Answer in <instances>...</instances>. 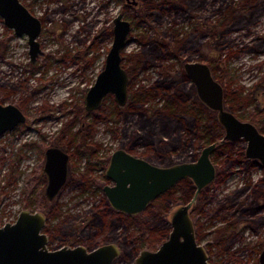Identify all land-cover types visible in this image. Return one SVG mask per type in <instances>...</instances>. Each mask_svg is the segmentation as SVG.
<instances>
[{
	"label": "rangeland",
	"instance_id": "1",
	"mask_svg": "<svg viewBox=\"0 0 264 264\" xmlns=\"http://www.w3.org/2000/svg\"><path fill=\"white\" fill-rule=\"evenodd\" d=\"M23 1L30 5L36 14L43 16L44 30L39 37L42 50L35 62H31L28 36L16 34L5 24L0 15V98L4 103L18 104L29 115L26 122L0 134V224L16 220L23 208L44 211L42 207L46 205L44 209L47 211L57 208L62 211V214L69 213L68 219H76L74 226L82 229L80 233L75 234V237H68L56 228L52 231L54 238L49 241L50 247L56 248L61 245L59 241L63 236L65 244L73 245L80 242L92 248L97 244L92 238L94 235L100 236L101 242L98 244L116 241L122 246L124 252H130V256L133 253L136 254L138 241L134 239L125 244L123 240L117 239V234L122 237L132 235L128 240L133 239L134 228L116 224L117 218L113 213L107 215L109 225L102 227L100 214L97 216L93 214L95 209L103 207L106 198L104 184L113 181L105 175L108 162L103 166L95 161L91 167L88 157L91 142L100 145L95 149V153L100 156L110 154L119 147L121 137L116 131L127 124L126 119L115 121L102 118L98 121L92 137L87 139H83V136L79 137L82 144L81 150L75 146H73L74 149L72 145L69 146V152L72 153L69 159L70 177L52 202L47 199L45 193L42 194L44 201L40 204L31 202L29 197L32 199V195L36 196L38 190L33 194H27L26 172L35 168L37 164L39 166L44 158V150L40 147H46L52 142L58 144L65 142L68 132L63 136L61 129L65 123L68 122L67 125H69L76 107L82 108L79 110L80 118L86 117V92L104 67L106 55L113 41V18L119 12H122L124 17L131 20L133 24L129 42L123 50V64L125 63L128 71L126 54L138 50L140 44L137 36L142 31L166 43L171 40L177 41L181 47L179 50L181 57H178L168 53V48L162 50V43L155 45L157 50H153V54L160 56L162 54V56L145 65L139 74L134 75L131 79V89L153 85L158 77L163 76L165 69L170 72L184 69L183 62L186 59L202 60L207 56L208 63L217 65L215 76L219 79L225 70L228 80L232 82L229 88L233 101L229 109L241 118L251 120L249 113L252 105L260 110L264 109V84H256L264 72V0H234L248 7L251 18L246 21L244 19L241 27L228 31L223 37L221 48L209 44L207 36H201L206 31L199 23L201 19L219 18L223 6L233 0H193L195 4L186 9L167 6L164 8L156 4L157 0H138L137 4L127 0ZM144 1L146 8L148 6L153 8L147 14V18L142 16L145 8ZM195 11L197 15L194 14ZM251 88L254 90V100L248 105L240 96L247 95ZM114 101V95L107 94L99 108L100 111L109 112ZM161 104L160 94L148 97L150 113H153ZM80 123L78 122L73 130H76ZM58 136L62 139H57ZM175 136L178 143L191 138L188 139L190 144L196 139L193 133L183 129ZM244 142V139H240L233 142L230 148H238ZM227 149L225 148L224 151L227 152ZM194 150L191 144L189 148L179 147V161L191 160ZM146 152L148 150L142 146L136 150L138 155L148 157ZM223 156L224 152L219 155L220 158ZM150 160L165 164L152 158ZM83 171L89 177L87 180L76 176V174L81 175ZM261 173L262 169L257 165L246 169L236 164L234 170L223 182L209 188L208 192L214 200L207 206L208 212L200 219L203 243H208L215 233L216 226L223 223L225 219L222 211L219 214L216 213L214 217H211L209 211L218 204L228 208L234 200L236 204H239L244 196V194L241 195L242 191L249 180L251 178L255 180ZM41 187L45 192V181ZM227 195L232 199H226ZM153 210L154 208L150 209V214L156 231L148 232L152 239H155L153 247L156 248L161 240L165 239L163 235L167 232V227L163 219L167 218V213L160 215ZM262 213L264 214V210ZM60 218L61 216L49 217L48 220L54 223L60 221ZM257 222L256 228L252 226L255 223L253 221L240 222L235 228L237 239L234 243L230 244V241L222 240L208 246L210 261L213 264H261L259 255L264 247V219ZM67 228L72 231L71 227ZM79 235L88 243L83 242L81 237L76 240L75 238ZM114 264H123V260L117 259Z\"/></svg>",
	"mask_w": 264,
	"mask_h": 264
},
{
	"label": "water",
	"instance_id": "2",
	"mask_svg": "<svg viewBox=\"0 0 264 264\" xmlns=\"http://www.w3.org/2000/svg\"><path fill=\"white\" fill-rule=\"evenodd\" d=\"M132 2L138 3L137 0ZM0 15L16 34L28 36L30 60L34 62L42 50L39 40L41 19L21 0H0ZM131 29V21L122 12L113 18V41L104 67L86 92L87 110L100 108L104 97L110 93L119 105L126 104L130 76L123 65L122 52L129 42ZM183 67L196 86L199 98L217 112L225 134L205 145L196 159L168 164L151 162L122 147L112 152L106 174L113 183L104 185V191L117 210L129 214L142 212L153 199L186 177L196 185L192 199L172 209L169 236L157 249H142L136 264H211L205 246L197 241L189 208L200 191L216 176L212 153L218 142L244 139L246 155L259 159L264 165V132L254 121L243 119L226 107L224 85L215 76L210 63L186 59ZM26 119V113L18 104L0 100V134L14 129ZM45 153L44 171L48 181L44 193L48 200L53 201L67 181L69 154L57 145L49 146ZM46 222L44 211L23 208L16 220L0 224V264H111L121 251L118 243L113 241L92 249L83 244L49 248V235L44 229ZM260 261L264 264V248Z\"/></svg>",
	"mask_w": 264,
	"mask_h": 264
},
{
	"label": "trees",
	"instance_id": "3",
	"mask_svg": "<svg viewBox=\"0 0 264 264\" xmlns=\"http://www.w3.org/2000/svg\"><path fill=\"white\" fill-rule=\"evenodd\" d=\"M156 4L164 8L167 6L168 8L186 9L190 8L195 3H193V0H170L169 3L168 0H157ZM143 7L145 8L143 9L142 16L147 18V14L150 12V10H153V8L149 6L146 8L145 1L143 2ZM194 14H196V11ZM250 14L251 11L248 10V7H245L239 1L233 0L231 3H227L223 6L222 14L219 18L215 20L208 18L200 20L199 25L203 26L206 31L204 34L201 33V36H207L209 44L221 48V43L226 33L230 30L241 27L242 24H244V19L246 21L251 18ZM137 39L140 44L138 50L128 52L126 54V59L129 64L128 69L130 71L128 103L125 106H120L114 101L113 107L109 112L100 111V109L95 110L90 114H86L87 120L86 117L83 116L80 118L81 115L79 110L82 108L76 107L75 111L77 112L80 119L73 118V120L76 121L73 125H71L70 122L69 125H67L68 122L63 125L61 134L64 136L66 132H68V138L65 140V142L61 143V145L67 149L72 145V143H75L77 144L76 148L81 150L82 148L80 147L82 144L79 141V137L83 136V139L92 137L95 132L96 125L100 119H114L115 121L126 119L127 124L124 125L121 130L117 129L116 133L121 137V144L127 145V148L134 150L137 146H147V158H152L158 162L167 164L179 161L180 158L178 154V148H189L191 144L195 148L191 154V159H195L199 154L200 147L223 137L224 128L218 121L216 113L199 99L195 85L191 82L183 68L173 72L165 69L163 76L158 77L154 81L153 85L134 87L131 89V79L134 77V75L137 73L139 74L145 65L152 63V61L159 59L162 56V54L161 56L159 54H153V50H157L156 46H158V43H162V50L168 48V53L181 57L179 52L181 47L177 41L171 40L170 42L166 43L160 38H157L146 31L138 33ZM202 60L207 61V56ZM210 65L213 72L215 73L217 65L212 63H210ZM219 79L224 84L226 107L230 108V104L233 101V96L229 86L232 84V82L228 80L227 72H225V70L223 71V74L220 75ZM259 83L264 84V72L256 82V84ZM156 94L161 95L162 104L156 108L153 113H150L148 97ZM253 94L254 90L251 88L247 95L240 97L245 99L244 102L249 105L254 100ZM249 114L250 119L256 122L260 129L264 130V109L260 110L255 105H252ZM135 116H137V118H135ZM78 122H81V125H79L76 130H73L72 126H75ZM182 129L189 133H193V136L196 137V139H194L190 144V140L188 139L191 138H187L182 142L180 141L179 143L176 142L175 135ZM61 136H58L57 139H62ZM232 144V141L225 139L220 141L217 146L218 152L215 154V161L218 167L217 178L215 182H212L207 187H205L198 196L197 203L193 209L194 218L197 221L200 216L208 212L205 210V208L210 204V201L213 198L208 192L209 188L223 182L234 170L235 164L237 162H242L241 166L243 167L260 165V162L257 159L248 158L245 156V143H242L238 146V148L235 149L230 148ZM99 146L100 145H98L96 142H91V151H89L88 155L91 162V167L95 161L101 162L103 165L107 161V158H105L106 156H100L95 153V149L97 147L99 148ZM225 148H228L227 152L223 157L220 158L219 155ZM42 170L43 162H40L39 166L37 164L35 168L26 172L27 176L25 177V183L27 184V194H33L38 190V194L36 196H31L32 199L28 196L31 202H35L37 205L38 203L40 204L41 201H44L42 198L44 192L41 187L44 181V174ZM76 176L79 179L83 177V180H87L89 178L87 173L84 171L81 175L76 174ZM97 180L98 179H96V181ZM247 186H249V184H247L246 187ZM195 188L194 182L188 177L179 181L175 186L153 200V204H155L153 212L161 215L168 207L171 206L170 204L172 201L189 200L192 197ZM177 191H180V193H177ZM226 199L232 198L227 195ZM28 202L30 201L28 200ZM232 206L235 207V209H239L240 213L236 216L234 210L231 208L228 209L230 213H233L234 218L233 220H230L219 227V233L217 237L226 239L230 242L235 239L236 234L234 229H230L231 225L234 224L237 226L240 221L247 219L249 222H255L254 226H256L258 223L257 221L264 219V214L259 212L264 208V167L263 174L251 184V188L239 201V204H236L234 200L232 201L230 207ZM45 207L46 205L42 207V209L50 218L61 216L60 221L51 223L52 221L49 220L46 224V230L49 232L52 238H54L52 231L56 228L61 230V232H64V235L68 237H75L76 233H80L82 231L81 228L78 229L77 226H74L76 219H68L67 216L70 215L69 213L62 214V211L57 208L47 211V209H44ZM220 207L221 206L218 205L209 212L213 214L218 211ZM110 213L115 214V217L117 218L116 224H120L126 228L134 223L137 225V228L133 229V239L128 240L132 236L131 234H129L131 236L125 235L123 237L117 234V239L123 240L124 243L128 241H134L135 239V241H138V249L142 247H153V242L155 239H152V236L149 235L148 231L154 232L156 231V228H153V219L151 217L150 210H144L142 213L138 214V216H132L129 213L113 209L109 205L108 200L105 198L103 207L100 209H95L93 212L94 216L100 214L99 217L102 219V227L104 225H109L107 215ZM62 222L65 223L61 224ZM85 225L86 223L84 226ZM67 227H71L72 231H70ZM97 234L98 233H96V235ZM149 236L151 238H148ZM80 237L83 242L88 243L87 240H84L81 235L75 239L78 240ZM92 238L95 239L94 242L96 243L101 242L100 236L93 235ZM64 239L65 238L61 236L59 242L62 243ZM124 254L128 257L130 256V252H125ZM129 264H133V261H130Z\"/></svg>",
	"mask_w": 264,
	"mask_h": 264
},
{
	"label": "flooded vegetation",
	"instance_id": "4",
	"mask_svg": "<svg viewBox=\"0 0 264 264\" xmlns=\"http://www.w3.org/2000/svg\"><path fill=\"white\" fill-rule=\"evenodd\" d=\"M23 3H24V5L33 13V14H35V15H37L40 19H41V22H42V30H41V33H42V31L44 30V20H43V16L41 17L40 15H38V14H36L33 10H32V8L30 7V5H27L23 0H21ZM127 1H129V2H132V0H127ZM138 1V0H137ZM169 1L170 0H168V3H169ZM133 3V2H132ZM133 4H135V3H133ZM137 4V3H136ZM124 16V15H123ZM131 21V20H130ZM131 25H133L132 24V22H131ZM133 27V26H132ZM11 28V27H10ZM13 29V31L15 32V30H14V28H12ZM16 33V32H15ZM41 33H40V35H41ZM114 35V34H113ZM40 37V36H39ZM41 42V41H40ZM122 60H124V55H123V52H122ZM31 61V60H30ZM31 62H33V61H31ZM35 62V61H34ZM124 65V64H123ZM125 66V65H124ZM129 72V71H128ZM129 76H130V74H129ZM129 83H130V81H129ZM195 88H196V86H195ZM224 90H225V88H224ZM196 92H197V89H196ZM197 95H198V93H197ZM199 97V96H198ZM200 99V98H199ZM0 100L2 101V99L0 98ZM128 100H129V97H128ZM128 100H127V102H126V104L128 103ZM201 100V99H200ZM202 101V100H201ZM3 102V101H2ZM116 102V101H115ZM203 102V101H202ZM204 103V102H203ZM126 104H124V105H120V106H125ZM99 109V108H98ZM98 109H95V110H98ZM87 110V109H86ZM95 110H93V111H95ZM212 110V109H211ZM24 111V110H23ZM93 111H89V110H87L86 111V113L87 114H90V113H92ZM25 112V111H24ZM26 113V112H25ZM215 113H216V116H217V112L215 111ZM238 115V114H237ZM26 116H27V119H26V121L28 120V117H29V115L26 113ZM239 116V115H238ZM240 117V116H239ZM73 118L74 119H76V118H78V114H77V112L75 111V112H73V116L70 118L71 120V125H73V124H75V122L76 121H74L73 120ZM217 119H218V117H217ZM245 119V118H244ZM25 121V122H26ZM219 121V120H218ZM220 122V121H219ZM24 123V122H23ZM256 123V122H255ZM78 123H76V125H77ZM221 124V123H220ZM257 124V123H256ZM222 125V124H221ZM258 125V124H257ZM223 126V125H222ZM74 126H72V128H73ZM259 127V126H258ZM224 128V127H223ZM261 131H263L264 132V130H262L261 129ZM224 134H225V129H224ZM221 139V138H220ZM228 140V139H227ZM240 140V139H239ZM214 141H217V140H214ZM231 141V140H230ZM236 141H238V140H236ZM236 141H232V142H236ZM213 142V141H212ZM211 143V142H210ZM245 143V145H244V153H245V146H246V142H244ZM207 144H209V143H207ZM207 144H205V145H207ZM218 144H219V142L217 143V145H216V148H215V150L213 151V153H212V158H213V161L215 162V164H216V161H215V154L218 152V150H217V146H218ZM53 145H57V146H60V147H62L64 150H66L67 152H68V154H69V159H70V156L72 155V153L71 152H69V149L70 148H65L63 145H61V144H58V143H54V142H52L51 144H48L46 147H40L41 148V150L43 149L44 151V153H43V155H44V158L40 161V162H43V170H42V172H43V174H44V181H45V185H46V183H47V181H48V178H47V174H46V172L44 171V164H45V160H46V153H45V151H46V149L49 147V146H53ZM205 145H203L202 147H200V151H199V154H200V152H201V150H202V148L205 146ZM73 146H77V144H75V143H72V147ZM119 147H122V148H124V149H126V150H128L129 152H131V153H133V154H135V155H137V156H141V157H144V158H146V159H148L149 161H151L149 158H147V157H145V156H143V155H138L137 153H136V150H138V146L136 147V149H134V150H131V149H129V148H127V145H120ZM119 147H117V148H119ZM143 147V146H142ZM146 149H147V146H144ZM117 148H115V149H117ZM73 149H74V147H73ZM73 149H72V151H73ZM114 149V150H115ZM113 150V151H114ZM225 150V149H224ZM223 150V152H224V154L226 153V151H224ZM112 151V152H113ZM112 152L110 153V154H107V155H105L106 157L105 158H107V161H106V163L108 162L109 163V160H110V158H111V155H112ZM222 152V153H223ZM221 153V154H222ZM198 154V155H199ZM220 154V155H221ZM245 156L246 157H248L247 155H246V153H245ZM198 157V156H197ZM196 157V158H197ZM195 158V159H196ZM248 158H251V157H248ZM69 159H68V178H67V181H68V179H69V177H70V170H69ZM254 159H257V158H254ZM259 162H260V165H257V166H259V167H261V169H262V173L260 174V175H262L263 174V167H264V165L262 164V162L259 160V159H257ZM151 162H153V161H151ZM101 163V162H100ZM106 163H104V165L103 166H105L106 165ZM157 163V162H156ZM173 163V162H172ZM241 163L242 162H237L236 164H240L241 165ZM168 164V163H167ZM236 164H235V166H236ZM107 166H108V164H107ZM243 167V166H242ZM253 167H255V166H252V167H246V169H249V168H253ZM216 176H215V178H214V180L212 181V182H215L216 181V178H217V171H218V167H217V164H216ZM107 169V168H106ZM105 173H106V170H105ZM73 174V173H72ZM106 176H107V174H105ZM259 175V176H260ZM258 176V177H259ZM108 177V176H107ZM257 177V178H258ZM187 178V177H186ZM188 178H190V177H188ZM256 178V179H257ZM111 179V178H110ZM185 179V178H184ZM191 179V178H190ZM255 179V180H256ZM183 180V179H182ZM255 180H253L252 178L249 180V182H248V184H249V186H247L246 187V189H244V191H242V194L241 195H243L244 194V196L247 194V192L249 191V189L251 188V184L255 181ZM67 181H66V183H67ZM181 181V180H180ZM193 181V180H192ZM179 182V181H178ZM177 182V183H178ZM194 182V181H193ZM212 182H210L209 184H211ZM65 183V184H66ZM113 183V182H112ZM176 183V184H177ZM106 184H111V183H105L104 185H106ZM175 184V185H176ZM195 184V183H194ZM208 184V185H209ZM174 185V186H175ZM207 185V186H208ZM65 186V185H64ZM207 186H205V187H207ZM195 187H196V185H195ZM204 187V188H205ZM213 187V186H212ZM103 188H104V186H103ZM172 188V187H171ZM203 188V189H204ZM63 189V188H62ZM61 189V190H62ZM202 189V190H203ZM169 190V189H168ZM195 190H196V188H195ZM201 190V191H202ZM200 191V192H201ZM61 192V191H60ZM59 192V193H60ZM105 192V191H104ZM195 192V191H194ZM59 193H58V195H59ZM200 194V193H199ZM199 194L197 195V198H196V201L195 202H193L192 203V205L190 206V208H189V212H190V215H191V217H192V219H193V222H194V226H195V233H196V238H197V241L199 242V243H201V244H203L204 246H205V248H206V250H207V252H208V255H209V252H210V249H209V247L208 246H210V245H212L213 243H217L218 241H222V240H226V239H223V238H217L218 237V233H219V227L221 226V225H224L226 222H228V221H230V220H233V218H234V216H233V213H230L228 210L227 211H223L224 209H232V210H234V212L236 213V216L240 213L239 212V209H235V207H230V205H229V207L228 208H223V206H221L220 204H218V205H220L221 207H220V209L218 210V211H216L215 213H210L211 214V217H214V215H216V213H220L221 211L224 213V216H225V219H224V221H223V223H220L219 225H217L216 226V228H215V233L213 234V236L209 239V241H208V243L206 244V243H203L202 242V237H203V234H202V231H201V221H200V219H201V216L199 217V219H198V221L194 218V214H193V209H194V207H195V205H196V203H197V199H198V196H199ZM57 195V196H58ZM162 195V194H161ZM193 195H194V193H193ZM193 195H192V197H193ZM105 197L107 198V196H106V194H105ZM159 197V196H158ZM192 197L189 199V200H187V201H180L179 203H177V202H175V201H178V200H175V201H172L171 203V207H169L168 208V212H166V211H164L165 213H167V218H164L163 220L165 221V225H166V227H167V232L165 233V235H163V236H165V239L169 236V234H170V231H171V229H172V223H171V218H170V216H171V211H172V209H174L175 207H177V206H179L180 204H185V203H187V202H189L191 199H192ZM213 197V196H212ZM107 200H108V198H107ZM154 200V199H153ZM153 200L147 205V207H146V209L145 210H150V209H152V208H154L155 207V204H153ZM214 200V197L212 198V200L210 201V203L212 202ZM52 202V201H51ZM175 202V203H174ZM108 203H109V205L113 208V209H115L112 205H111V203L109 202V200H108ZM217 205V206H218ZM217 206H215V207H217ZM215 207H213V208H215ZM212 208V209H213ZM207 209V207L205 208V210ZM264 210V208L263 209H261L259 212H262ZM121 211V210H120ZM144 211V210H143ZM142 211V212H143ZM142 212H139V213H136V214H130V215H132V216H138V214H140V213H142ZM163 212V213H164ZM162 213V214H163ZM207 213V212H206ZM206 213H204V216H205V214ZM47 215V214H46ZM49 219V217L47 216V222H46V224L48 223V220ZM138 219V218H137ZM242 221H248L247 219H243ZM242 221H240V222H242ZM239 222V223H240ZM249 222V221H248ZM238 223V224H239ZM250 223V222H249ZM46 224H45V231L48 233V235H49V241H50V239L52 238L51 236H50V234H49V232L46 230ZM252 225V224H251ZM238 226V225H237ZM237 226H235L234 224L233 225H231V227H230V229H234L235 230V228L237 227ZM254 228H256L254 225H252ZM122 227V226H121ZM130 227H132V228H137V225H135V223L134 224H131L130 225ZM236 231V230H235ZM237 232V231H236ZM53 239V238H52ZM164 238L161 240V242L159 243V245H157V247L156 248H154V247H142V248H140V249H138L137 251H136V254L135 253H133V254H131V256H126L124 253V251H123V248H122V246L118 243V245H119V247H120V249H121V251H120V253H119V255L112 261V263L111 264H114L115 262H116V260L117 259H122L123 260V264H129V262L130 261H133V264H136V258H137V256L139 255V253L141 252V250L142 249H151V250H154V249H157L159 246H160V244L165 240ZM236 234H235V239L233 240V241H231L230 242V244L231 243H234L235 241H236ZM65 242L66 241H63L62 243H60L61 245H59L58 247H61V246H64V245H68V246H75V245H79V244H83V245H86L87 246V244H84V243H76V244H73V245H69L68 243H66L65 244ZM109 242H112V241H109ZM113 242H116V241H113ZM106 243V242H105ZM117 243V242H116ZM101 244H103V243H101ZM97 245H100V244H95V246H97ZM48 246H49V248H52V247H50V245H49V242H48ZM94 246V247H95ZM138 245H136V247H137ZM58 247H56V248H58ZM88 247V246H87ZM94 247H92V248H94ZM92 248H89L88 247V249H92ZM264 248V247H263ZM262 248V249H263ZM52 249H54V248H52ZM262 251V250H261ZM261 253V252H260ZM210 257V256H209ZM209 260V262L211 263V264H213L211 261H210V259H208ZM259 260H260V255H259ZM260 263H261V261H260Z\"/></svg>",
	"mask_w": 264,
	"mask_h": 264
}]
</instances>
